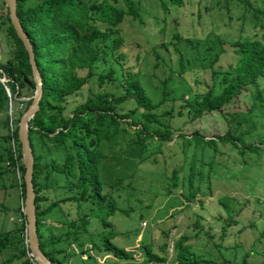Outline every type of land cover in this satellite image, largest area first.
I'll use <instances>...</instances> for the list:
<instances>
[{
	"label": "rangeland",
	"instance_id": "obj_1",
	"mask_svg": "<svg viewBox=\"0 0 264 264\" xmlns=\"http://www.w3.org/2000/svg\"><path fill=\"white\" fill-rule=\"evenodd\" d=\"M134 1L139 16L125 15L116 33L96 40L100 54L94 76L68 96L64 113L71 114L76 105L95 100L99 93L116 97L126 74L137 73L157 105L151 112L154 118L148 120L143 109L127 99L113 111L125 114L136 108L135 113L118 117V124L105 117L92 134L101 193L106 195L99 208L90 203H95L91 190L85 197L78 193L76 166L74 174L54 172L47 179L41 170L39 183H46L41 191L47 198L41 205L56 202L44 216L42 237L50 242L52 236L71 231L72 220L88 217L84 234L73 232L68 241L54 244L64 250L56 253L57 264H148L146 250L164 258L149 264H173V243L180 235L196 254L220 264H264V75L220 110L194 116L190 108L209 88L215 95L221 92L222 76L239 56L237 42L262 37L264 20L253 8H264V2ZM117 5L125 7L123 0ZM116 36L122 37L119 52L112 50ZM0 42L3 57L9 53L17 61L1 21ZM110 72L99 83L98 76ZM30 95L29 88H23L22 95L10 101L7 113L13 124L23 113L20 100ZM5 120L6 114L0 113L4 148L12 145L3 138L8 132ZM165 129L169 136L161 138L157 131ZM34 140L40 164L63 161L62 148L40 137ZM82 142L84 150L85 142L90 147V139ZM8 179L7 174L0 178V233L21 222L12 190L2 186ZM108 206L113 211L103 223ZM108 233L127 258L104 249L102 237ZM18 253L12 246L3 249L0 264L12 255L16 258L4 264H19Z\"/></svg>",
	"mask_w": 264,
	"mask_h": 264
},
{
	"label": "trees",
	"instance_id": "obj_2",
	"mask_svg": "<svg viewBox=\"0 0 264 264\" xmlns=\"http://www.w3.org/2000/svg\"><path fill=\"white\" fill-rule=\"evenodd\" d=\"M264 2V0H262ZM118 0L113 3L108 0H16V13L24 31L29 37L34 51L36 65L42 80V97L39 101V109L29 120V140L34 155L33 185L35 191L36 225L39 238V246L44 254L57 264V254L62 253V248H55L54 244L69 239L74 232L75 235L84 234L87 231L89 218L84 217L79 221L72 220L68 229L63 235L52 236L50 242L42 237V226L46 225L44 216L54 207L56 202H50L44 206L41 201L47 198L42 187L46 183H39L38 175L45 169L44 178L47 179L50 173L74 174L75 166L78 175L77 184L82 197H85L91 190L95 200L90 201L92 206L103 203L106 195L101 193L102 182L98 175V165L94 156L95 145H92V134L100 126L105 117H109L118 124V117L130 118V113H135L136 108L129 113L118 114L113 111L114 105L127 99H133L137 108H142V114L149 120L152 110L157 106L146 94L137 73L126 74L123 80L121 94L112 96L107 93H99L95 100H86L76 105L69 115L64 113V104L68 96L81 90L85 84L94 76L93 67L99 58V48L96 40L108 37L118 31V25L125 15L133 18L139 16V6L134 0H123L125 7L117 5ZM246 2V1H245ZM248 3V2H246ZM252 6V5H251ZM255 16L264 20V8H253ZM9 11L4 1L0 4V21L5 25L6 36L16 49L14 61L9 53L4 55L0 51V113L6 114V126L8 132L3 138L12 145L0 147V178L5 174L9 176L8 184L2 186L12 190V201L14 208L20 216L21 222L13 228L0 233V252L12 246L18 249L19 264H37L35 259L29 255V245L26 232V217L23 211L25 198V184L23 180L24 166L21 162L20 144L17 137V121L9 117L7 110L12 99L16 100L22 95L23 88H29L31 95L27 100H20L25 111L31 102L35 90V83L32 77L28 53L17 36L9 19ZM97 23L103 24L101 29ZM264 30V21L260 22ZM1 43V42H0ZM122 44V37L116 36L112 40V50L119 52ZM239 56L233 65H230L222 76L224 83L221 92L213 93L212 87L205 94L192 101L190 108L194 116L201 113L217 110L225 103H228L239 93L247 89V86L256 83L257 78L264 75V33L261 38H253L236 43ZM119 56L122 54L119 53ZM86 70L85 74L78 71ZM107 75H99V83H102ZM8 88V90H7ZM9 92V93H8ZM97 123V124H96ZM94 124V127H93ZM99 124V125H98ZM98 125V126H97ZM146 130V129H145ZM157 131V130H156ZM161 138L169 136L168 129L157 131ZM35 137L43 141L50 140L55 148H62L65 157L61 162L40 164L35 155ZM91 140L90 147L84 150L82 140ZM225 139H228L225 136ZM1 146V142H0ZM84 150V152H83ZM11 192V191H10ZM113 206L106 208V215L103 216V223L112 213ZM4 209L7 207L3 206ZM54 227V226H53ZM81 232V233H79ZM75 236V237H76ZM75 237L73 240H75ZM112 233L103 235L102 243L106 251L121 258H127V252L115 247L108 238ZM185 235H180L174 241L175 253L173 264H220L210 257L196 254L186 241ZM70 243V242H69ZM166 245V244H165ZM50 247V248H49ZM147 260L162 261L150 250H146ZM16 258L15 255L8 257L5 262Z\"/></svg>",
	"mask_w": 264,
	"mask_h": 264
},
{
	"label": "water",
	"instance_id": "obj_3",
	"mask_svg": "<svg viewBox=\"0 0 264 264\" xmlns=\"http://www.w3.org/2000/svg\"><path fill=\"white\" fill-rule=\"evenodd\" d=\"M4 2L5 6L8 8L9 11L8 15L10 22L28 53L32 77L35 83V90L31 97V102L28 105L27 109L21 114L17 126V137L20 144L21 162L24 166L23 180L25 184V198L23 211L26 217L27 241L29 245L30 255L35 259L37 264H53L52 261L44 254V252L39 246V238L37 234L36 225L35 191L32 180L34 168V155L32 152V147L30 145L28 125L29 120L39 109V101L42 97L43 92L42 80L36 65L34 51L30 43L29 37L24 31L16 13V0H4ZM0 80L5 81L2 78H0Z\"/></svg>",
	"mask_w": 264,
	"mask_h": 264
},
{
	"label": "built area",
	"instance_id": "obj_4",
	"mask_svg": "<svg viewBox=\"0 0 264 264\" xmlns=\"http://www.w3.org/2000/svg\"><path fill=\"white\" fill-rule=\"evenodd\" d=\"M6 80V79H5ZM30 255V254H29Z\"/></svg>",
	"mask_w": 264,
	"mask_h": 264
}]
</instances>
